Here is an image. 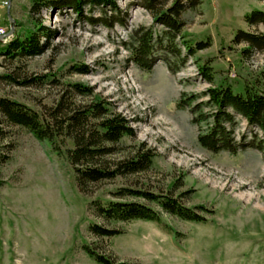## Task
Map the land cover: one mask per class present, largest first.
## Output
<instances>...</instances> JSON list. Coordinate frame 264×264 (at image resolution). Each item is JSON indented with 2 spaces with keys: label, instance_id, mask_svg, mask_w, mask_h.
Masks as SVG:
<instances>
[{
  "label": "rangeland",
  "instance_id": "374dc122",
  "mask_svg": "<svg viewBox=\"0 0 264 264\" xmlns=\"http://www.w3.org/2000/svg\"><path fill=\"white\" fill-rule=\"evenodd\" d=\"M32 1L0 0V53L14 38L37 30L29 14ZM116 4L125 13V26L90 24L85 18L111 15L91 4L82 17L67 8L43 10L42 24L57 34L42 38L47 46L34 57L11 62L0 55V98L42 113L54 106L67 85L90 88V97L76 101L106 102L134 132L121 140L112 159L127 160L148 150L151 166L143 173L98 183L83 195L68 163L51 153L48 144L21 128H9L0 139V264H97L84 246L117 264H264V150L208 152L197 141L206 124L193 122L200 112L213 113L204 96L212 87H230L234 94H243L247 87L264 93V50L233 43L239 31L264 34V24L246 22L252 12L264 13V0H201L194 10L185 9L180 17L182 39L176 45L183 56L182 43H200L203 48L188 55L173 74L167 61L175 65L174 59L160 52L149 72L128 61L129 36L135 29L153 27L159 37L164 28L154 25L135 0ZM10 23L13 35L5 38ZM72 67L87 72L75 73ZM203 67L209 69L212 83L202 74ZM11 73L21 78L47 76L58 84L20 87L1 80ZM190 97V106L178 108ZM234 117L236 142L248 143L255 134L260 140L256 128ZM121 189L171 195L187 208H196L202 220L182 221L154 204L148 205L161 213L159 224L99 218L93 208L96 201L144 203L115 198ZM91 225L117 235L96 237L89 231Z\"/></svg>",
  "mask_w": 264,
  "mask_h": 264
},
{
  "label": "trees",
  "instance_id": "16d2710c",
  "mask_svg": "<svg viewBox=\"0 0 264 264\" xmlns=\"http://www.w3.org/2000/svg\"><path fill=\"white\" fill-rule=\"evenodd\" d=\"M135 1L150 13L154 25L164 28L159 37L154 33L153 27H138L130 34L127 46L128 61L140 70L151 71L155 62L154 55L160 52L174 59L175 65L165 59L169 71L173 74L185 64L188 55L191 56L195 49L203 48L200 43L194 47L182 43L186 53L183 56L181 49L176 45V40L182 39L180 36L183 28L180 20L182 12L185 9L194 10L200 5L201 0H173L170 7L168 6L170 0ZM87 4H91L92 8L108 9L111 12L108 17L106 15L84 17L90 24H99L106 28H112L116 24L125 26V13L118 8L116 0H33L29 14L37 30L28 37L14 38L0 55L13 62L41 54L47 45L43 46L40 40L42 38L49 40L57 34L42 24L39 17L41 12L67 8L78 17H82ZM246 22L249 25L264 24V13L252 12L246 17ZM233 43H245L249 49L264 50V34L255 35L239 31ZM71 70L79 74L87 72L83 67H72ZM201 72L207 82L212 83L209 69L203 67ZM1 80L20 87L58 84L55 78L49 80L47 76L21 78L13 73L2 76ZM66 87L54 106L45 108L42 113L7 98H0V139L5 137L9 128L18 127L28 132L36 141L48 144L51 153L68 163L73 171L75 185L83 195L90 194L92 187L98 183L147 171L153 158L148 150L139 151L127 160L112 159L121 149L119 147L121 140L134 136L128 121L110 111L104 101L91 99L89 102H77V97L84 99L92 95L90 88L79 84ZM204 96L208 98L206 106L214 111L211 114L200 112L193 120L197 124L199 122L206 124V129L197 136V141L203 149L211 153L231 154L250 147L258 151L264 150V93L247 87L243 94H234L230 87H212ZM193 99L194 97H190L180 102L178 108L190 106ZM197 106L191 109L192 113L201 105ZM234 115L241 117L247 126L256 128L260 133V140L257 141L255 134L248 143L244 140L236 142L233 134L236 125ZM68 144L71 147H68ZM113 196L119 200L129 197L141 199L144 203L96 201L93 207L96 215L107 222L149 221L159 224L161 213L148 204H154L161 212L182 221L202 220L194 211L196 208L193 210L187 208L180 199L171 195L121 189ZM89 231L100 238L117 235L116 231H109L98 225H91ZM84 250L97 264H117L88 246H84Z\"/></svg>",
  "mask_w": 264,
  "mask_h": 264
},
{
  "label": "water",
  "instance_id": "95a60500",
  "mask_svg": "<svg viewBox=\"0 0 264 264\" xmlns=\"http://www.w3.org/2000/svg\"><path fill=\"white\" fill-rule=\"evenodd\" d=\"M13 35V28H12V23H10V31L7 33V35L5 36V38H9ZM2 38H0L1 41Z\"/></svg>",
  "mask_w": 264,
  "mask_h": 264
},
{
  "label": "built area",
  "instance_id": "2783aa9c",
  "mask_svg": "<svg viewBox=\"0 0 264 264\" xmlns=\"http://www.w3.org/2000/svg\"><path fill=\"white\" fill-rule=\"evenodd\" d=\"M3 34H4L3 30H0V36L3 35Z\"/></svg>",
  "mask_w": 264,
  "mask_h": 264
}]
</instances>
